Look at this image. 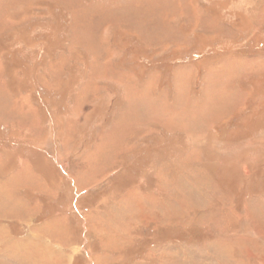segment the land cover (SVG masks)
Masks as SVG:
<instances>
[{"label":"rangeland","instance_id":"rangeland-1","mask_svg":"<svg viewBox=\"0 0 264 264\" xmlns=\"http://www.w3.org/2000/svg\"><path fill=\"white\" fill-rule=\"evenodd\" d=\"M0 14L34 41L0 42V264H264V0H0ZM47 23L49 48L33 40ZM175 83L195 96L177 131L144 134L145 91L168 101ZM95 95L108 106L88 108Z\"/></svg>","mask_w":264,"mask_h":264},{"label":"crops","instance_id":"crops-1","mask_svg":"<svg viewBox=\"0 0 264 264\" xmlns=\"http://www.w3.org/2000/svg\"><path fill=\"white\" fill-rule=\"evenodd\" d=\"M3 10V9H2ZM4 11V10H3ZM5 13V12H4ZM10 20L9 19H7V17H3V15L2 14H0V33L1 32H3L6 28L8 29V28H10L9 30H12V28H11V24L9 25V22ZM111 23H114V22H111V21H108L105 25H103V27L104 28H109V26L111 25ZM76 24V26H77V28H78V30L80 29V28H89L90 29V27H89V25L87 26V25H85V24H83L82 23V20H80V22L79 23H75ZM119 25L121 26V27H123V28H127V26H128V24L127 23H124V24H121L120 22H119ZM84 26V27H83ZM91 26V25H90ZM27 27V26H26ZM44 27H46V28H49V24L47 23V25H45V26H41V28H42V30L41 31H39V30H37V34H35L34 35V38H33V40H37L38 38H40V40H39V42H38V40H37V42H36V44H42L44 47H51L52 45H53V43L55 42L54 40H52L53 38H52V36H50L49 35V29L51 28H49L47 31L44 29ZM96 27V26H95ZM73 28L75 29V27L73 26ZM54 30V29H53ZM14 31H7V30H5L0 36H1V38H0V42H1V40H3L2 42L4 43L6 40H4V39H6V38H9V39H11V38H14V36H15V38H16V40H15V42L16 43H19L20 41H25V47L26 46H28V45H32L33 44V42L34 41H32V42H27L28 41V39H24V38H22V37H20V36H22V35H20V34H15V33H13ZM39 32H41V33H39ZM55 32L57 33L58 32V35L60 34V29L58 28L57 30H55ZM35 33V32H34ZM42 34V36L41 37H39V35H41ZM95 34H96V32H95ZM94 34V35H95ZM107 35L105 36V38L101 41L105 46H106V44L107 45H112L111 43H108L109 42V36H110V34H108V33H106ZM19 35V36H18ZM2 37H3V39H2ZM94 37V36H93ZM57 39H59V38H57ZM27 40V41H26ZM76 41H77V37H76V39H75ZM30 41V40H29ZM59 41V40H58ZM87 41L88 42H90L88 39L87 40H83L82 41V45H84V49L83 50H86L87 51V54H92L91 55V58H92V60H95L94 62H95V64L96 65H94L95 66V68L96 69H98V70H96L97 71V74L99 75V73H98V71H99V66H98V63H97V61H98V57L94 54L95 53V49H94V46L92 45L94 42H92L91 41V46H89V47H87ZM29 43V44H28ZM55 44V43H54ZM81 44H80V46H82ZM104 46V47H105ZM83 47V46H82ZM102 48V45H100L99 47H97V49H96V52H98L99 53V49H101ZM45 49V48H44ZM114 49L116 50L117 49V47L116 46H114ZM19 50H22V49H19ZM25 51H27V49L25 50ZM10 56H12V57H14L15 59L17 58V53H12V51H10ZM13 54L15 55V56H13ZM86 54V55H87ZM61 60H64V59H61ZM76 60H82V59H80V58H77ZM75 60V61H76ZM85 60H86V57H85ZM111 60H117V59H111ZM67 66H69V69H67V72H70L71 74H73V72L75 71V68H79V65L78 64H76V63H69V65H67ZM73 66V67H72ZM102 68H103V65H102ZM80 70V69H79ZM101 74H112V71L111 72H106V71H104V70H100L99 71ZM110 83V82H109ZM155 85V84H154ZM190 85V84H189ZM188 85V87H186L185 89H184V92L182 91V90H180V88H178L177 86H176V83L175 84H173V86H172V88L171 87H169L168 89H174V98H172V94L170 93L169 95H168V101H166V99H165V97L164 98H162L161 96H159V95H157V94H155V92H157L158 91V86L157 85H155L156 86V88L152 91V92H150V91H145V95L146 96H150V97H152L153 98V100L152 101H154L156 104H157V109L158 110H155V112L153 111V112H151L150 114L148 113V111H145V112H142L140 115H141V118H142V125H144L145 126V128L142 130L143 132H144V130H146V127H151L150 128V131H151V133L150 134H154L156 131L155 130H158L159 129V131L160 130H162V129H164V128H168L169 130L168 131H170V130H173V131H177V129H178V123L179 122H181V121H179L178 120V108H184V106L182 105L183 104V102H185V101H188L187 99H188V97H190V96H193L192 94V89H191V86H189ZM106 86V88H104V90L105 91H107L108 90V84H106L105 85ZM30 92H33V94H34V92H35V89L33 88H31V90H28V93H30ZM131 93H132V90L130 91ZM182 92V93H181ZM138 93V92H137ZM141 93H143V91H141ZM178 93H179V95H182V96H178ZM139 95H141L140 93H138ZM144 94V93H143ZM131 95H135V93H132ZM34 96H35V94H34ZM41 96V95H40ZM40 96H35V97H38V101L40 100ZM143 95H141V97H142ZM193 97H195V96H193ZM93 99H91L90 101H88L87 102V106H88V108H90V109H93V108H98L99 106H100V108L102 107V108H106L108 105H107V103L103 100V99H101L102 98V95H95L94 97H92ZM104 101L105 103H101V101ZM35 102V101H34ZM59 103V102H58ZM64 105H65V107L69 104V103H66V102H64L63 103ZM94 104V105H93ZM52 106H54V105H52ZM60 106V103L58 104V106H56L57 108ZM69 106V105H68ZM124 106H125V104H124ZM55 107V106H54ZM126 108H132V106L130 105V103H129V105L128 106H125ZM125 108V109H126ZM134 108H143L142 106H136V107H134ZM128 110V109H127ZM126 114V113H125ZM140 115H138V116H140ZM149 115V116H148ZM84 116V115H83ZM127 116V115H126ZM136 114H135V111H134V113H133V115H132V117H138ZM83 120H85V118L83 117L82 119H81V122H80V124H84L83 123ZM54 121V120H53ZM150 121V122H149ZM95 123H96V125L98 126V123H97V120L96 121H94ZM55 121H54V123L52 124L53 126H54V128L57 126H59L60 124H58V123H61V122H58L57 123V125H55ZM62 124L64 125L65 124V121L63 120L62 121ZM98 128V127H97ZM118 128V127H117ZM49 129H47V131H48ZM80 130H81V128L79 127V129H78V131H79V133H80ZM99 130V129H98ZM115 130V132H117L118 131V129H114ZM184 130H186V131H188L187 130V128L186 127H184ZM79 133H77L76 135H79ZM119 134H123L122 132L121 133H119ZM119 134H117V135H119ZM144 134H145V132H144ZM47 135V134H46ZM63 135V134H62ZM96 135H113V133H112V131H108V130H105L104 131V133H102V132H98L97 131V134ZM105 138H111L110 136H106ZM32 141V140H31ZM107 146V145H106ZM109 148V146H107V149ZM34 153H35V156L36 157H38L39 155L41 156V158H45V155L44 154H42V153H40L39 151L38 152H35L34 151ZM49 157H51L52 159H50V162H52V166H49L48 167V169L49 170H56V168H58L59 166H62L63 167V172H65L67 169L65 168V166H64V164L62 165L61 163H59V161L58 160H55L56 159V155L54 154L53 156H50V153H46ZM97 159V157L94 159V160H96ZM41 171L39 172V174H42V176L43 177H41V179L43 180V181H47L48 179L44 176V175H46L47 174V172H46V168L45 167H40L39 168ZM66 173V172H65ZM67 173L69 174H72V171L70 170V171H67ZM74 175V174H73ZM34 177H36V176H34ZM33 179H38V178H33ZM76 179V177L74 176V180ZM41 180V182H40V179H39V181H32V182H40L42 185L44 184V182ZM77 181V180H76ZM28 183H31V181L29 180V182ZM46 185H47V183H46ZM75 197V196H74ZM127 200L126 199H123L122 201H121V204L122 203H124V202H126ZM127 203H130L129 201L127 202ZM131 204V203H130ZM127 206H129V205H123V207L124 208H126ZM134 206H135V210L136 211H138V210H140V208H141V204H137V203H134ZM122 208V207H121ZM113 210V209H112ZM116 210H120V208H117L116 207ZM133 215L135 216V214L133 213ZM136 216H139V215H136ZM50 218V217H49ZM53 219V218H52ZM36 228V227H35ZM35 228H34V230H35ZM37 233H40V234H37ZM43 235H44V233H42V232H39V231H37V230H35L32 234H31V239L33 240V239H35L34 240V242L36 241L37 242V244H39V246H42V245H44V243L43 242H40L41 240V238H43ZM38 236V237H37ZM44 236H47V235H44ZM36 237V238H35ZM36 244V245H37ZM138 260H140V258H138L137 257V259H136V261H138Z\"/></svg>","mask_w":264,"mask_h":264},{"label":"trees","instance_id":"trees-1","mask_svg":"<svg viewBox=\"0 0 264 264\" xmlns=\"http://www.w3.org/2000/svg\"><path fill=\"white\" fill-rule=\"evenodd\" d=\"M44 106H45V107H43V109L46 108V105H45V104H44Z\"/></svg>","mask_w":264,"mask_h":264}]
</instances>
